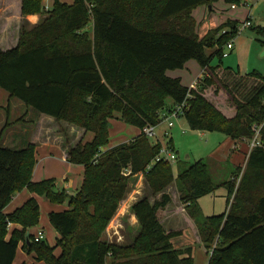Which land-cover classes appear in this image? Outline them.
<instances>
[{
	"label": "trees",
	"instance_id": "trees-1",
	"mask_svg": "<svg viewBox=\"0 0 264 264\" xmlns=\"http://www.w3.org/2000/svg\"><path fill=\"white\" fill-rule=\"evenodd\" d=\"M218 1L73 0L68 5L54 0L38 25L22 26L15 48L0 52V89L10 100L92 134L90 142L68 150L67 162L84 169L81 187L70 195L56 190L53 179L33 183L35 146L5 148L0 133V264H16L20 244L43 264H194L190 247L172 244L182 230L165 231L161 224L172 184L210 255L208 264H264V79L210 66L237 36V25L228 21L200 39L192 12ZM43 2L23 0L22 16L42 14ZM190 61L210 71L197 89L167 75ZM209 88L227 94L229 116L206 98ZM167 100L187 104L183 118L192 131L221 133L232 141L256 138L260 146L249 151L237 186L233 180L214 183L204 161H177L175 175L170 163H154L162 146L142 134L108 148L113 120L140 132L157 127ZM140 174L151 196H161L153 203L144 197L130 208L138 222L131 244H110L102 239L105 229ZM221 187L227 191L225 212L205 217L199 200ZM23 190L51 205L67 204V210L48 214L59 236L55 246L36 242L29 232L40 223L34 198L4 214ZM10 224L19 229L9 233Z\"/></svg>",
	"mask_w": 264,
	"mask_h": 264
},
{
	"label": "rangeland",
	"instance_id": "rangeland-1",
	"mask_svg": "<svg viewBox=\"0 0 264 264\" xmlns=\"http://www.w3.org/2000/svg\"><path fill=\"white\" fill-rule=\"evenodd\" d=\"M59 1L68 5L73 3V0ZM244 2L248 3L247 9L251 11L250 19L253 26L249 29L247 28V30L235 38V48L232 54L226 57L222 56L221 58L214 57L210 66L212 68H230L229 66H231L233 71L239 72V75L242 72H247V74L258 73L264 79V0H243L240 9H243L242 5ZM45 4L48 5L49 2L46 1ZM210 7L213 8V6ZM217 8L219 11L216 12V16L219 18L222 17V12L226 11L229 7L224 3L223 0H221V2L217 5ZM223 16L226 17V13ZM1 49L2 51L8 50L4 49V47H1ZM228 52L229 51H227V53ZM196 64V61H191V64H188L182 71L176 70L174 72H170L169 77L175 78L177 76H182L183 84L190 85L198 80V75L201 70ZM193 65H195L196 68H193ZM202 82V80L197 81L195 84H193V88L197 89L199 85L202 84ZM216 88H209L206 93V98L215 102L216 107H218L222 113H226V115L229 116L230 103L227 102V94L221 90L218 92ZM19 104L20 103L18 100H10L8 94L0 89V133L4 131L1 145L5 148H10L13 150H20L24 148V146H26V144H28V142L31 140L32 134L35 131L34 127L37 121L36 116L38 115L34 110L27 112V108L22 104L21 107ZM115 117H119V115H116ZM115 122L118 123L119 121L113 120V124H116ZM125 127L133 130L135 129L129 126ZM71 128L79 131L82 130L79 127L73 125H71ZM115 128L116 127H114V129L111 131V139L109 144L110 147L108 148L115 146V138L121 137L129 140L131 136L125 131L124 128L120 127L121 129L118 128L117 130H115ZM165 129L166 124L158 125L156 131L158 136ZM168 132V137H166L164 134L162 138L163 144L160 143V145L162 147H170L168 146V143L171 142V146L174 149V153L179 163L187 162L188 164H194L198 161H204L209 168L214 183L220 184L228 180H233L235 186L239 184L241 174L240 177L237 178V172L244 171L247 161V154L245 152L247 151L248 153L250 145L255 138L252 141H246L247 144H250L249 146L247 145V147L246 144H244L242 147L245 154L242 153L243 155H239L237 163H233L231 160L232 158L227 159L225 157L226 155L223 157L222 161H220L222 153H224L226 149L231 148V145L229 146L227 143L223 142L227 137L221 133H202L192 131L189 129L184 118L180 119L175 124V127L171 128ZM76 138L77 134L75 131V133H71V136L68 138L69 144H72V141H74ZM65 139L67 140V137H65ZM91 140L92 134H86V136L82 139V142L86 143L90 142ZM151 142L154 144L156 140L153 139ZM178 162L175 164H170L173 166L175 175H177ZM53 171H56L54 173L55 175L53 176L59 178V180L54 178V180H56L55 183H57L56 190L63 191L66 184L61 180V171L58 168H54ZM50 173H52V171H50ZM234 174H236V177H233ZM144 177L140 174L137 176V180H132L133 182L130 183L129 191L127 192L125 200L130 198L132 201H138L144 197H148L151 203H153L155 199H159L161 195H157L156 197L151 196V192ZM166 193H169L170 196L175 199L176 204L181 206L178 195L175 191L174 184L167 188ZM74 194L75 192L71 193V195ZM198 203L204 216L211 217L221 215L225 212L227 207L226 190L222 187L218 188L214 194L206 195L200 199ZM65 205H51L46 201L45 206L40 212V223L37 227L33 228V230L43 231L44 240L52 247L56 244L55 238L57 237V232L50 226L47 212L65 211ZM182 209H184L183 215L189 217L184 205L181 206V210ZM121 210L119 208L116 215L105 229L106 231L104 232L102 239L108 241L110 244L126 246L131 244L134 237L138 234V228L137 221L133 220L131 217V210L128 211L124 208H121ZM116 217H119V222L122 225L121 229L118 228ZM164 219L165 217L163 220ZM177 224L179 226V223L174 224V226H177ZM187 226L189 225L187 224ZM167 228L168 224L166 222L164 223L165 231ZM116 231L118 232L117 235H115ZM191 235L192 232H187L183 238H180L179 241H181V243L185 244L186 246H188V244L193 246L194 264H208L210 255L207 253L200 241H198V244H195ZM118 237L121 239L118 240ZM199 239L201 240L200 236ZM33 263L37 262L33 261Z\"/></svg>",
	"mask_w": 264,
	"mask_h": 264
},
{
	"label": "crops",
	"instance_id": "crops-1",
	"mask_svg": "<svg viewBox=\"0 0 264 264\" xmlns=\"http://www.w3.org/2000/svg\"><path fill=\"white\" fill-rule=\"evenodd\" d=\"M22 1L23 0H0V46L4 47V49L10 50L12 48H15L18 44L19 35L21 32L22 26L25 24H27L29 27H34V26L38 25L44 18L47 17V14L49 13V11H51L52 6L54 4V0H44V2H43V11L44 12L42 14L29 15V16L23 17L22 12H21ZM46 1L49 2L48 5L45 4ZM246 1H249V0H246ZM220 2H221V0H219L218 2H216L213 5L214 9L211 8L210 6H200V7L193 10L192 17L195 19V21L197 23L196 32H197V35L200 37V39L203 38L209 31L217 29L218 27H220L221 25L225 24L228 21L236 23L237 31H238V28L241 26V24H243V22H245V21L251 22V19H250L251 11H249L247 9L248 8L247 2H244V4L242 5L243 9H240L241 6H235V8L232 9V6L227 5L229 8L226 11L222 12L223 15L226 13L227 16L224 17L222 15V17L218 18L216 16V12L219 11L217 8V5ZM252 26L253 25L251 22V27ZM245 30H247V29L238 31L237 36L242 34ZM223 32H225V30ZM235 38L233 39L234 48H235ZM1 47H0V52L2 51ZM224 47H223V50H224ZM216 50H217V48L207 49L206 54L210 55V54L214 53ZM233 51H234V49H233ZM233 51H231L230 54H232ZM188 64H191V61L188 62L184 68H186V66ZM196 65L198 67H200L198 64H196ZM192 67L196 68L195 65H193ZM229 67L230 68H228V67H226V68L225 67L224 68L217 67V68L220 70L229 69V70L233 71L231 66H229ZM182 70H180V71H182ZM233 72H235V71H233ZM237 73H239V72H237ZM209 74H210V71L208 69H205V70L201 69L200 73L198 75L197 81L202 80V78L204 76H209ZM167 75L170 76V72H168ZM240 75L241 76H247L250 74H247V72H242V73H240ZM175 78H179L182 82V85L185 87H188V88H191L190 86L197 82L196 81L190 85H185V84H183V77L182 76L181 77L177 76ZM167 101H166L167 106L161 112V114L165 113L168 110H171L174 107V103L172 100H169L168 102ZM21 104L22 103H20L19 106L22 107L23 104L22 105ZM26 110H27V112L30 111L28 109H26ZM36 120L37 121H36V124L34 127L35 131L32 134V138L28 142V144H26V142H25L26 145H29V144L34 145L36 148L35 149L36 150V152H35L36 165L34 167L32 182L38 183V182L48 180V179L54 180V178L59 180V178H56L53 176V175H55L54 173L56 172V171H53V169L58 168L61 171L62 182H64L66 184L64 186L63 191L66 190V192L70 195L72 192L76 193V191L82 185L84 169L81 166H74L72 164H69L67 162V154H68V150L70 147H74L79 142H82V139L86 136L84 134V131L75 130L74 128H71V126L68 125L67 123H64V122L58 123L53 118H51L49 116H45V115H39L38 114L36 116ZM116 124H114L115 125L114 127H116L115 130H117L118 128L119 129L124 128L125 131L128 132V134L131 136H130L129 140H127L125 138H121V137L115 138V146L120 144V143L129 142L141 134V132L138 129L133 130V129L126 128L125 125L121 122H118ZM174 127H175V125H174ZM170 129L171 128H168L166 125V129L162 133L159 134L158 139H157V142L159 144L160 143L163 144L162 138H163L164 134L166 137H168V135H169L168 131ZM75 131L77 134V138L74 141H72V144H69L68 138L71 136V133H73V132L75 133ZM65 137H67V140L65 139ZM170 140H171V138H170ZM223 142L227 143V145H229V146L231 145V148L226 149L224 151V153H222L220 161H222L223 157L226 155L225 157L227 159L232 158L231 160L233 163H237L238 156L243 155L242 153H244V152H243L242 147L244 146V144H246V147H247V145L249 146V144H250V143L247 144L246 141H232L228 137L226 139H224ZM104 150H107V149H104ZM249 151H250V149H249ZM249 151H248V153H247V151L245 152L247 154V157L249 155ZM50 171H52V173H50ZM51 176H53V177H51ZM55 185L57 186V183H55ZM167 194H169V193H167ZM226 195H227V191H226ZM30 198H34L38 202L39 207H40V212H41L42 208L45 206L46 200L40 196L29 193L27 190H23L21 192L16 193L12 197V201L5 208L4 214L8 215V214L12 213L16 209L20 208ZM171 199H172V201L169 204L168 209L166 211L165 219L163 220V222H161L162 227L164 228V223L167 222L168 228L166 231L181 230L182 229L181 236L174 238L172 240V244H173L175 249H181L183 247H186V248L190 247L192 249V257H194L193 256V246H191L190 244H188V246H186L185 244H182L181 241H179V240H180V238H183V236L187 232H192L191 236L194 239L195 244H198V241H200L199 236H198V232L196 230V227L194 226V222L189 217L183 215L184 209L181 210V206L183 204L180 202L181 206L177 205L175 202V199H173L172 196H171ZM136 202H137V200L132 201V199L130 200V198L127 200L124 199L121 202L119 208H120V210H121V208L122 209L124 208L125 210L129 211L130 208ZM65 206H66V210H67V204ZM47 213L49 214L50 212H47ZM131 217L133 218V220L137 221L133 214L131 215ZM205 217H208V216H205ZM116 219H117L116 223L118 225V228L121 229L122 225L119 222V217H116ZM40 220H41V217H40ZM176 223H179V226H178V224H177V226H174V224H176ZM187 224L188 225L190 224V225L187 226ZM137 228H138V222H137ZM15 229H19V227L16 225L10 224L8 227V232L11 233ZM38 231L39 230L31 229L29 232L32 235H36ZM117 234H118V232L116 231L115 235H117ZM56 236L57 237L55 239L57 240L59 236H58V234ZM119 239H121V238L118 237V240ZM56 254H59V250L56 251ZM33 261H35L37 263H33ZM23 262H25L27 264H43L41 262L36 261V259L33 256L27 255L23 251V247L20 244L18 252H17L15 263L21 264Z\"/></svg>",
	"mask_w": 264,
	"mask_h": 264
},
{
	"label": "built area",
	"instance_id": "built-area-1",
	"mask_svg": "<svg viewBox=\"0 0 264 264\" xmlns=\"http://www.w3.org/2000/svg\"><path fill=\"white\" fill-rule=\"evenodd\" d=\"M235 6H232V9H234ZM251 27V22L250 21H245L243 22V24H241V26L238 28V31L247 29ZM234 49V41H230L228 44L225 45L224 50L222 52V56L226 57L228 56L231 51H233ZM227 51H229L227 53ZM194 85L191 86V88H193ZM194 89V88H193ZM187 107L186 103H183L181 105H175L171 110L166 111L165 113L160 115V124H166L168 128H173L174 125L183 118L184 116V111ZM157 127H152V126H148L145 127L142 131L141 134L144 135L145 137H147L150 140L155 139L157 142L158 139V134H157ZM258 133L256 134L257 137ZM260 144L259 142L256 140V138L252 141L251 145H250V150L255 148V147H259ZM167 162L170 164H175L178 159L174 153V149H172L171 147H162L160 150L159 155L156 157V159L154 160V163L156 162ZM44 240V233L43 231H38L37 234L35 235V241L39 242Z\"/></svg>",
	"mask_w": 264,
	"mask_h": 264
}]
</instances>
